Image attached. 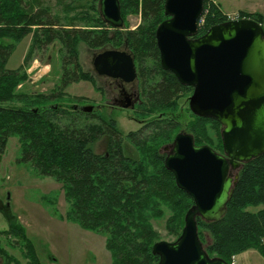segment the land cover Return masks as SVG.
Segmentation results:
<instances>
[{
	"label": "trees",
	"instance_id": "1",
	"mask_svg": "<svg viewBox=\"0 0 264 264\" xmlns=\"http://www.w3.org/2000/svg\"><path fill=\"white\" fill-rule=\"evenodd\" d=\"M42 1L0 0V153L7 140L16 137L20 162L29 163L40 176L61 185L69 205L66 219L85 231L104 235L112 264H158L151 253L152 246L159 242L158 235L150 221L167 212L168 234L177 239L184 216L193 206L191 198L176 187L173 175L165 169L166 153H161L182 127L176 114L178 97L192 93L160 67L155 31L167 19L165 0H118L122 20L137 14L141 18L135 30L126 32L113 31L102 22L99 0H91L85 7L69 0L61 10L65 23L58 16L50 18V10ZM71 12L74 15L68 17ZM202 17L197 37L226 22L224 14L209 0H203ZM239 17L263 28L259 14L242 12ZM28 35L31 44L23 65L6 70L15 46ZM5 40L10 43L4 44ZM54 41L61 47L58 91L51 95L18 91L17 87L28 80L26 68L34 51ZM80 44L90 50L123 47L132 56L143 96L134 113L140 123L137 131L124 135L114 119L99 115L98 122H83L81 117L95 118V114L57 104L71 84L87 81L95 86L81 68ZM208 129L216 137L214 144ZM185 130L196 146L222 152L217 122L190 114ZM101 137L107 140L106 151L97 154L94 146ZM126 145L133 155L126 151ZM259 206H264V155L241 167L226 214L219 222L205 223L196 218L197 235L207 255L233 264L234 257L252 250L264 259V209L247 211ZM7 222L8 229L1 234L24 244L29 264H39L24 229L14 217ZM0 257L3 264L14 263L2 250Z\"/></svg>",
	"mask_w": 264,
	"mask_h": 264
},
{
	"label": "water",
	"instance_id": "2",
	"mask_svg": "<svg viewBox=\"0 0 264 264\" xmlns=\"http://www.w3.org/2000/svg\"><path fill=\"white\" fill-rule=\"evenodd\" d=\"M167 18L155 31L160 67L179 85L192 90L191 114L221 127L222 154L196 146L191 135L179 133L164 148L165 169L193 206L173 242H157L151 253L158 264H227L209 257L197 235L196 218L217 223L226 214L238 172L244 164L264 155V31L248 19L229 21L198 37L203 0H165ZM102 22L121 30L118 0H99ZM95 74L136 80L133 58L127 52L105 51L92 62ZM92 112L91 107L81 109Z\"/></svg>",
	"mask_w": 264,
	"mask_h": 264
},
{
	"label": "rangeland",
	"instance_id": "3",
	"mask_svg": "<svg viewBox=\"0 0 264 264\" xmlns=\"http://www.w3.org/2000/svg\"><path fill=\"white\" fill-rule=\"evenodd\" d=\"M90 1L76 0L75 5L85 7L90 4ZM209 2H213V0H209ZM42 3L44 8L50 10V18L58 16L61 23H65V14L61 10L65 4L69 3V0H43ZM239 14L240 12H234L224 14V16L228 19L239 17ZM73 15L74 13L71 12L68 17ZM140 23L139 14L128 15L123 20L121 31H133ZM3 43L7 45L10 42L5 40ZM30 44L31 35H28L20 44L15 46L6 64V70L14 71L23 65ZM60 48L59 43L54 41L48 46L35 50L33 59L26 68L28 80L24 85L17 87V90L32 95H51L52 92H57L58 88L56 87L59 84L61 74ZM78 49L81 68L84 73L91 76L95 86L93 87L87 81L71 84L63 90L62 100L57 104L67 109L72 106L79 110L84 107H92L95 118L81 117L80 119L87 123L98 122V118H96L98 115L107 117L112 113L111 118L115 120L119 130L124 135L137 131L140 128V123L134 117L137 107L133 111V109H123L122 103L113 104L112 97L115 94L112 91L113 87L109 86L111 81L98 77L92 67L93 59L98 54L105 51L126 52L127 50L123 47L113 50L109 46L103 49L90 50L83 44H80ZM126 91L135 93L138 104H142L143 96L138 79L133 84L128 85ZM116 93L120 94V89L117 88ZM139 94L142 98H138ZM190 96L191 93L177 99L176 114L179 116L178 122L182 125L179 133L187 134L185 126L190 120L191 112L188 107ZM118 100L121 101V98ZM208 134L214 144L216 140L214 133L208 129ZM106 146L107 140L101 137L95 143L94 151L97 154H103L106 151ZM211 149L214 150L215 148ZM127 150L129 154L133 155L130 146L126 145ZM214 151L222 154L216 149ZM163 152L166 153L164 150L161 151L162 154H164ZM20 158V143L16 137H10L4 150L0 153V250L13 258L14 263L12 264H29V260L24 244L16 238L1 234L7 231V221L10 217H14L24 229L25 236L31 243L39 264H112L110 254L105 248L106 237L104 235L85 231L76 223L66 219L69 205L64 200L61 185L52 178L40 176L29 163L20 162ZM262 209L264 206L248 208L247 211L255 213ZM169 217L170 215L164 212L160 219L150 221L152 229L158 235L159 242L170 243L175 240L173 236L168 234L166 228ZM253 256L250 264H264L262 257ZM238 261L239 257L234 261V264H239ZM0 264H3L2 257H0Z\"/></svg>",
	"mask_w": 264,
	"mask_h": 264
},
{
	"label": "crops",
	"instance_id": "4",
	"mask_svg": "<svg viewBox=\"0 0 264 264\" xmlns=\"http://www.w3.org/2000/svg\"><path fill=\"white\" fill-rule=\"evenodd\" d=\"M213 2L216 4L218 9L223 14L244 12V13L261 15L263 18V28H264V0H213ZM253 255L258 257V254L255 251L244 252L234 257L233 262L237 259V257H239V261H238L239 264H248V263L250 264L254 257Z\"/></svg>",
	"mask_w": 264,
	"mask_h": 264
},
{
	"label": "flooded vegetation",
	"instance_id": "5",
	"mask_svg": "<svg viewBox=\"0 0 264 264\" xmlns=\"http://www.w3.org/2000/svg\"><path fill=\"white\" fill-rule=\"evenodd\" d=\"M103 49V48H102ZM114 50V49H113ZM101 78H106L107 80H110L111 82L109 83V86L110 87H113V90L112 91H114V94H115V96L114 97H112L113 99H112V102H113V104L115 103V104H117V103H122L123 104V106H124V108L123 109H125V110H132L133 109V111H134V109L136 108V107H138V106H140V104H138V100L135 98V96H136V94L135 93H128L127 91H126V87L128 86V85H131V84H133V83H130V84H125V83H123L122 81H120V80H113V79H110V78H107V77H101ZM120 89V91H121V93L120 94H118V93H116V89ZM111 91V92H112ZM141 96V94H139V96H138V98H142V97H140ZM114 98H117V99H114ZM118 98H121V101H119L118 100ZM133 104V105H132ZM94 112V110H92V113ZM92 113H90V114H92ZM111 115H112V113L111 114H109L107 117H110L111 118Z\"/></svg>",
	"mask_w": 264,
	"mask_h": 264
},
{
	"label": "built area",
	"instance_id": "6",
	"mask_svg": "<svg viewBox=\"0 0 264 264\" xmlns=\"http://www.w3.org/2000/svg\"><path fill=\"white\" fill-rule=\"evenodd\" d=\"M236 18H228V20H234ZM200 23L202 24V20L200 21Z\"/></svg>",
	"mask_w": 264,
	"mask_h": 264
}]
</instances>
